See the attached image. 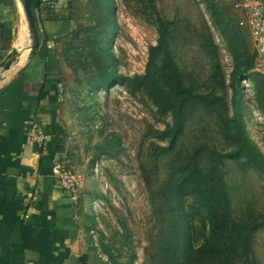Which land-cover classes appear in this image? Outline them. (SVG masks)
Returning a JSON list of instances; mask_svg holds the SVG:
<instances>
[{"label":"rangeland","instance_id":"rangeland-1","mask_svg":"<svg viewBox=\"0 0 264 264\" xmlns=\"http://www.w3.org/2000/svg\"><path fill=\"white\" fill-rule=\"evenodd\" d=\"M235 1L155 0L169 22L170 44L183 83L207 96L186 106L184 128L166 153L157 148L169 145L160 132L172 124L171 115H161L145 93L132 94L120 84L108 91L99 88L86 53L89 47L82 46L85 36L92 33L84 28L93 27L96 20L87 14L86 0L76 3L80 22L59 41L64 65L60 118L65 131L64 161L80 178L75 199L80 222L105 264L112 263L102 243L121 262L183 264L176 240H169L172 229L164 211L171 206L169 191L183 175L182 165L198 149H202L203 170L209 167L210 151L223 154L219 168L227 184L232 218L242 221L255 215L264 221V178L243 157L231 155L234 145L224 125L226 114H232L234 51L252 56L255 49L249 31L239 24L241 13ZM114 2V28L104 42L112 53L110 61L127 76L144 74L149 48L158 38L148 0ZM80 24L79 36H75ZM232 31L235 46L226 35ZM241 83L242 118L251 140L264 154V112L251 79ZM183 203L194 247H198L209 236L208 216L194 197ZM250 257L264 264V226L252 235ZM193 258L197 264H216Z\"/></svg>","mask_w":264,"mask_h":264},{"label":"crops","instance_id":"crops-1","mask_svg":"<svg viewBox=\"0 0 264 264\" xmlns=\"http://www.w3.org/2000/svg\"><path fill=\"white\" fill-rule=\"evenodd\" d=\"M77 1L33 0L40 45L32 52L21 0H0V264H105L52 172L65 156L59 41L80 22ZM31 121L48 135L44 148L28 142Z\"/></svg>","mask_w":264,"mask_h":264},{"label":"trees","instance_id":"trees-1","mask_svg":"<svg viewBox=\"0 0 264 264\" xmlns=\"http://www.w3.org/2000/svg\"><path fill=\"white\" fill-rule=\"evenodd\" d=\"M238 0L235 1V3ZM87 14L96 20V24L84 28L89 33L83 40V47H89L88 58L93 62L95 75L99 79V88L108 91L120 84L132 94L145 93L161 115H171L172 124L160 132L163 139L169 140L167 147H159L157 151L169 152L175 145L185 124V108L187 105L207 96L195 92L193 88L183 83L179 65L172 52L169 36V22L158 11L155 0H148V7L154 16L150 21L156 26L158 38L155 45L149 48V61L144 74L127 76L120 73L116 64L110 61L112 53L104 45L114 28V0H86ZM35 10V6H33ZM37 21V20H36ZM38 25V24H37ZM82 26L74 31L79 36ZM39 30V26H38ZM226 32L230 33L227 28ZM226 34L236 45V34ZM10 42V40H9ZM242 56H246L242 59ZM235 66L230 76L233 91L232 114H226L224 125L229 138L234 145L231 155L243 157L264 178V154L254 143L246 130L241 110V81L249 78L254 84L259 108L264 112V74L254 70L256 52L252 56L242 55L234 51ZM244 76V77H243ZM202 149L195 151L189 161L182 165L183 175L170 189L171 206H167L170 230V241L177 242L183 264H197V260L215 262L216 264H258L251 260L252 235L264 226L259 216L251 215L242 221L232 218L230 198L227 184L219 165L223 154L210 151L209 167L203 170L199 160ZM194 197L198 208L209 219L210 230L208 238L198 247H194L190 218L184 200ZM174 229V231H173ZM104 253L112 264H131L121 262L113 256L106 244L102 243ZM175 253V250L173 251ZM203 264V263H202Z\"/></svg>","mask_w":264,"mask_h":264},{"label":"built area","instance_id":"built-area-1","mask_svg":"<svg viewBox=\"0 0 264 264\" xmlns=\"http://www.w3.org/2000/svg\"><path fill=\"white\" fill-rule=\"evenodd\" d=\"M234 6L241 13L239 24L249 31L254 43L256 52L254 70L264 74V0H238ZM58 87L60 94L63 95L64 85L60 83ZM26 134L30 144L45 147L48 135L40 123L31 121ZM52 172L58 179L60 187L75 200L81 187L78 174L62 160L54 161ZM19 264L39 263L26 261Z\"/></svg>","mask_w":264,"mask_h":264},{"label":"water","instance_id":"water-1","mask_svg":"<svg viewBox=\"0 0 264 264\" xmlns=\"http://www.w3.org/2000/svg\"><path fill=\"white\" fill-rule=\"evenodd\" d=\"M21 2L25 9L28 26H29L30 33L33 39L32 52H35L40 45V35H39L38 26H37L36 19H35L33 0H21ZM15 58L16 56L14 54L8 55V62L5 64L6 68L10 67V65L12 64Z\"/></svg>","mask_w":264,"mask_h":264},{"label":"bare ground","instance_id":"bare-ground-1","mask_svg":"<svg viewBox=\"0 0 264 264\" xmlns=\"http://www.w3.org/2000/svg\"><path fill=\"white\" fill-rule=\"evenodd\" d=\"M21 4H22V2H21ZM22 5H23V4H22ZM24 10H25V9H24ZM23 12H24V11H23ZM26 23H27V22H26ZM27 33H28V32H27ZM28 34H29V33H28ZM31 38H32V36H31ZM23 39H24V38H23ZM23 39H22V40H23ZM32 44H33V39H32Z\"/></svg>","mask_w":264,"mask_h":264}]
</instances>
